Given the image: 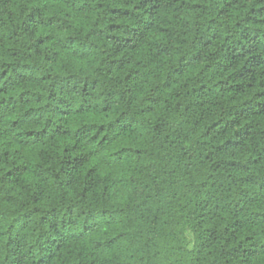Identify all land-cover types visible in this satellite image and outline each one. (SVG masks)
<instances>
[{
    "label": "clouds",
    "instance_id": "obj_1",
    "mask_svg": "<svg viewBox=\"0 0 264 264\" xmlns=\"http://www.w3.org/2000/svg\"><path fill=\"white\" fill-rule=\"evenodd\" d=\"M0 264H264V0H0Z\"/></svg>",
    "mask_w": 264,
    "mask_h": 264
}]
</instances>
